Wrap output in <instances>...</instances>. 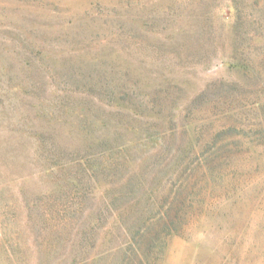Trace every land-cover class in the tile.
I'll use <instances>...</instances> for the list:
<instances>
[{
  "label": "rangeland",
  "instance_id": "374dc122",
  "mask_svg": "<svg viewBox=\"0 0 264 264\" xmlns=\"http://www.w3.org/2000/svg\"><path fill=\"white\" fill-rule=\"evenodd\" d=\"M0 264H264V0H0Z\"/></svg>",
  "mask_w": 264,
  "mask_h": 264
}]
</instances>
